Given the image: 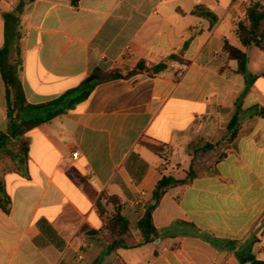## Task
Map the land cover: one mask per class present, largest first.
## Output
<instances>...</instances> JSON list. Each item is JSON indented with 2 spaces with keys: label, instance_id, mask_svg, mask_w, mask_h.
Returning <instances> with one entry per match:
<instances>
[{
  "label": "crops",
  "instance_id": "0c3cea01",
  "mask_svg": "<svg viewBox=\"0 0 264 264\" xmlns=\"http://www.w3.org/2000/svg\"><path fill=\"white\" fill-rule=\"evenodd\" d=\"M237 27L232 0H0V49L6 34L20 33L28 103L50 102L96 69L137 71L100 82L74 110L27 133L26 173L0 172L11 201L8 213L0 207V264L264 259V118L255 114L264 108V70L250 68L256 47L238 42ZM227 43L247 52L246 78ZM163 61V71L149 72ZM239 103L247 132L224 158L210 161L216 146L187 148L196 137L217 142ZM7 125L0 62V131ZM191 168L196 177L163 196L156 234L144 242L137 224L156 184ZM102 194L120 199L127 231L107 200L100 213Z\"/></svg>",
  "mask_w": 264,
  "mask_h": 264
},
{
  "label": "trees",
  "instance_id": "16d2710c",
  "mask_svg": "<svg viewBox=\"0 0 264 264\" xmlns=\"http://www.w3.org/2000/svg\"><path fill=\"white\" fill-rule=\"evenodd\" d=\"M73 7H77L80 0H70ZM201 14L210 16L208 11L199 8ZM247 14V21L239 22L236 30V37L239 43L245 48L256 47L264 52V4L254 3L243 8ZM20 33L14 35L6 34L5 45L0 49V62L2 76L6 89L7 119L8 125L5 131H0V160L7 164L8 172H17L24 175L26 173L27 162L30 150V138L27 133L44 125L57 117H62L74 110L78 104L86 100L96 86L104 80L124 79L136 74L134 70L112 69L103 72L94 70L78 87L71 89L60 97L40 105H32L27 102L22 80L23 59L20 47ZM230 60L238 62V72L247 76L248 55L245 50L239 49L229 43L224 47ZM178 60V57L171 56L167 59ZM166 68L163 61L150 69L149 72L158 74ZM140 71H146L143 63L137 66ZM255 114L264 118V108L256 107ZM243 109L241 103L237 104L233 111L230 122L227 125L229 147H233L236 141L242 137L247 130L242 125ZM212 145H208L210 148ZM223 153L218 160L224 158ZM196 177L195 171L191 168L184 179H177L173 175H163L156 184L151 201L145 207V215L138 222L137 229L144 238V242L149 241L150 236L156 234L153 226L152 214L159 205L163 196L177 186L189 185ZM103 200H107L113 207V220L119 225L122 232L129 229V221L121 214L120 199L117 197H107L102 194L97 202L100 213L107 212ZM11 201L6 193L4 182L0 179V207L8 213ZM242 263L264 264V259H260L250 253L239 254Z\"/></svg>",
  "mask_w": 264,
  "mask_h": 264
},
{
  "label": "rangeland",
  "instance_id": "374dc122",
  "mask_svg": "<svg viewBox=\"0 0 264 264\" xmlns=\"http://www.w3.org/2000/svg\"><path fill=\"white\" fill-rule=\"evenodd\" d=\"M251 52L249 53V62H250V68L253 70V72H261L264 70L263 62L260 63L258 58L263 57L262 53L257 48H251ZM249 74V72L247 71ZM229 140H228V133L226 132L225 135H222L219 137L217 142L215 141L214 144L210 142H206L204 138L202 137H196L188 144V149L190 151H195L196 154L201 152H207V154L210 153V151L216 146L217 148L213 151L212 156L209 158L210 161L214 160L216 158H219L222 156V154L228 150L229 147ZM208 145H212L210 148H208ZM208 159V160H209ZM7 171V164L3 163L0 160V172Z\"/></svg>",
  "mask_w": 264,
  "mask_h": 264
},
{
  "label": "built area",
  "instance_id": "2783aa9c",
  "mask_svg": "<svg viewBox=\"0 0 264 264\" xmlns=\"http://www.w3.org/2000/svg\"><path fill=\"white\" fill-rule=\"evenodd\" d=\"M254 3L264 4V0H232V7L237 13L238 23L247 21V14L243 11V8ZM73 157L77 158L78 152L73 153ZM142 196L145 197V193Z\"/></svg>",
  "mask_w": 264,
  "mask_h": 264
}]
</instances>
